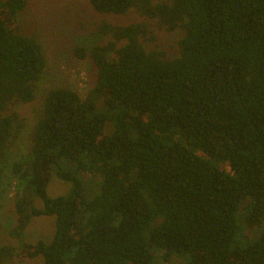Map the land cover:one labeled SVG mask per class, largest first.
<instances>
[{
  "label": "trees",
  "instance_id": "trees-1",
  "mask_svg": "<svg viewBox=\"0 0 264 264\" xmlns=\"http://www.w3.org/2000/svg\"><path fill=\"white\" fill-rule=\"evenodd\" d=\"M27 2L0 0V171L18 189L14 234L40 215L55 226L49 241L3 244L0 264L14 254L150 264L156 251L185 264H264V0H88L98 13L144 19L102 21L97 42L73 47L95 66L92 90L42 92L30 149L15 158L26 119L10 107L36 98L46 67L17 23ZM151 21L182 30L175 56L143 45ZM85 172L99 177L93 195ZM52 175L71 184L67 194H47ZM238 209L247 227L263 223L256 239L242 236Z\"/></svg>",
  "mask_w": 264,
  "mask_h": 264
},
{
  "label": "rangeland",
  "instance_id": "rangeland-1",
  "mask_svg": "<svg viewBox=\"0 0 264 264\" xmlns=\"http://www.w3.org/2000/svg\"><path fill=\"white\" fill-rule=\"evenodd\" d=\"M27 1L26 7L17 14V23L22 33L35 36L41 43L46 67L38 81V83L44 82V85L41 84L40 89L36 92V98L32 102L10 107V110L17 111L21 117L26 119L24 127L12 144V155L14 154L15 158L20 157L25 150L30 149L29 136L39 116L37 108L42 99V92L51 87H71L82 98H85L92 90L95 82V66L89 56L84 59L76 57L73 53V47L83 42H86L85 44L97 42L99 38L91 39V35L96 25L102 21L128 23L144 19L133 9L125 15L98 13L91 7L88 0ZM151 22L150 28L154 40L145 41L141 39L143 45L149 49H159L167 57L175 56L178 53L177 41L182 36V30L176 29L168 32L156 22ZM107 38L104 37L101 41L105 42ZM95 104L99 109H103L104 104H101L99 99L95 100ZM83 178L85 181H91L89 186L86 185V189L91 188L90 191H94L91 194H95L98 191L95 187L97 186L99 189V177L85 172ZM70 189V183L52 175L47 187V194L50 197L65 195ZM17 195L18 189L15 186L14 178L7 173L6 169H2L0 171V247L3 244L9 245L15 251H19L21 242H35L38 239L49 241L55 226L53 215L35 216L31 218L20 236L15 235L13 227L16 225L17 215L14 210V203ZM34 198V204L41 207V200L36 196ZM242 213L238 209L236 215L238 224L242 226L241 234L246 237L247 241L254 240L262 232L263 223L252 228L247 227L242 219ZM160 254L159 251H156L150 264H185L187 262L185 256L174 254L169 258H163ZM42 263V256L21 259L14 254L6 264Z\"/></svg>",
  "mask_w": 264,
  "mask_h": 264
}]
</instances>
